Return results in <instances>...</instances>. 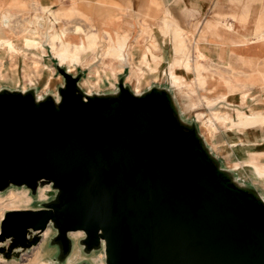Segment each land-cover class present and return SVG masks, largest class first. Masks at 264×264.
<instances>
[{"label": "water", "instance_id": "1", "mask_svg": "<svg viewBox=\"0 0 264 264\" xmlns=\"http://www.w3.org/2000/svg\"><path fill=\"white\" fill-rule=\"evenodd\" d=\"M58 68L59 103L0 92V189H59L44 207L7 210L0 240L34 244L29 231L54 221L65 253L69 231L85 229L108 264H264V199L231 180L171 95L122 82L117 97H84L80 77Z\"/></svg>", "mask_w": 264, "mask_h": 264}, {"label": "rangeland", "instance_id": "2", "mask_svg": "<svg viewBox=\"0 0 264 264\" xmlns=\"http://www.w3.org/2000/svg\"><path fill=\"white\" fill-rule=\"evenodd\" d=\"M0 2L5 3L6 6L3 7L0 4V20H1V15L4 12L13 15L8 28H6L4 32L5 38L9 43L14 41L26 40L29 37L35 35L33 18L35 15L43 14V10L46 6H41L37 0H0ZM117 8L120 11L125 10L124 7L122 6H117ZM150 10H151V3L149 2L148 7H146V10L142 12L143 24L146 27V30L144 32L145 37L142 39V44H146L148 42L149 32L154 28H156L158 25H161L166 16L165 9L160 1L153 13L154 14L153 17H147V13ZM194 10L190 8L187 9L189 16L187 17V20H182L181 23L177 18L179 16L178 15L175 16L172 13L176 24H178L179 26L181 25L190 32V33H186V37L185 35L184 37L187 40L191 49L193 50L191 51L192 61H200V62L208 61V59L200 60L198 51L196 50V47H198L199 49L198 42H196L197 34L202 29H208L209 27H217L220 30L225 31V25H223V21L225 18L234 17L232 20L235 21L237 25L240 24L239 27L241 28V32L246 34L247 36L249 35L248 37L253 40L256 37L254 35L256 29L259 28L260 31H264V0H211V6L209 7V10L205 14L203 15L195 14L193 13L196 12ZM59 11L60 10H57L55 12L57 13L60 19L65 20V25L67 30L68 27L71 25V20H67L66 17L62 16V14ZM125 13L127 14V12ZM106 14L110 15L111 13L108 12ZM118 17L120 16L118 15ZM189 26L191 27L189 28ZM154 35L156 36L159 46L160 47L162 46L161 49L159 48L158 50L160 54V51L164 50L163 48H165L164 47L165 42L162 36L157 31V29L154 30ZM193 38H195L196 41ZM255 42H257V40H255ZM7 48L9 49V51H7V54L4 53L5 56L2 58L1 71L2 73L9 74L8 71L11 72L13 70H16L17 71L16 73H18V75L22 78V85L17 86L15 84L16 81H12L11 77L10 79L7 80H0V92L1 91L15 92L18 91V87H19V91L25 93V91L22 90L23 85L27 86L28 82H26L27 80H24L23 77H25V75L32 74L33 75L32 77L34 79V84L28 85L27 88L32 86L30 90H32V92L35 93L36 99L38 98V94L42 91L43 94L46 95V97L43 98H53L56 100L57 97L55 94L57 93V91L59 92V89L64 85L65 82L63 75L56 67L57 59L52 54H48L45 60L41 59L40 62L42 65L39 70H32L31 68L30 72L26 73L29 69V66L32 63V59L30 58L32 55L29 53L28 56H25L24 58L22 54H19V57H16L17 54L13 50V48L10 45H8ZM134 50L135 49H133L132 51L135 53L133 54V52H131V57L133 63L138 64L137 60L140 55L139 48L136 47V50L135 51ZM253 59L255 60L257 58L253 57ZM97 67H99V63L93 62L87 65L86 67L78 66L77 69L71 73L75 76L78 75L80 77L79 82L86 81L89 84L91 81L97 80V75L95 73ZM124 68L122 71L118 73V78L115 80L112 77L109 78L107 75V73H109L110 71L109 67H107L106 69L102 68V72L100 75L101 76L100 82H99L101 95L107 97H113L114 92H119V83L122 82L127 87H129L131 91H133L134 83H135V75L131 74L130 65H126L124 66ZM207 72H208L209 83L205 85L204 89L198 90V94L200 96H205L209 99L228 98L229 100L238 104L239 97H241L242 94H245L246 99L244 101V108H243L244 111L251 112L253 110L257 111L264 109L261 106L262 103L264 104V88H261L258 85L257 86L253 85V82L244 81L240 77H237L236 75H233L231 73L221 72L219 69L215 67L209 66ZM188 76L192 78L191 74H188ZM46 80L50 81L49 87H46L48 83ZM226 80L230 81L231 84H228L227 83L228 81ZM111 81L114 82L115 86L111 83ZM86 84L81 85L84 88V90L80 89V87L78 88V92L81 95H84L83 93L84 91H86V88L88 87ZM151 88H155L158 89L159 91H163V93H166L173 97L174 102L177 106L179 117L182 120V122L187 126L194 127L198 131L199 137L202 140L203 147L206 150H208L211 156L217 160L218 164L222 168L226 169L229 172L232 180L235 183H237L238 185H242L243 187H247L248 189L253 190L257 193H258L257 191L258 188L259 191H261L264 196V182L263 180L257 178L251 167L241 164L239 166L235 165L236 162H240L239 157L243 158L245 156L246 150L248 152L254 150L255 152L260 153V151L264 150V148L260 150L248 149L247 146L249 145H247L246 142H244L245 143L244 145H242L240 142L238 143L236 142L233 144V140L237 139L235 134L237 130L233 128V130H235L233 131L230 127H225L224 125L221 124L218 125L217 129L214 132L208 133L205 129L203 130L202 127L200 126V121L197 119V116L195 115L196 114L195 109L192 110L184 106L185 103H187L188 99L178 94L174 90V88L170 86L166 78L163 79L154 78L152 79L151 84L143 85V90L145 91L144 93L149 92ZM217 107H219V105ZM202 109L205 110L206 112L210 111V109L206 106H202ZM217 110L221 112L219 113L221 115L226 112H234L236 111V108H227V106L225 105V106H220V108H217ZM256 127H259L257 129L256 134L257 133L262 134V128L260 127H264V126L263 125L254 126L251 128L253 129ZM203 132L207 135V137H205L206 135H204ZM248 134L247 136L249 138L253 136L252 134L249 135ZM255 186L257 188H255ZM41 187L46 188V196H41V191H40ZM58 192L59 189L53 185V181L47 179H43L38 184L35 190H33L30 186L26 184L10 183L7 187L0 189V209H1L0 212H2L3 210L5 214L7 210L14 209V207L18 208V206L19 208L44 207L49 202L57 198ZM17 193L19 195L25 194L26 197H30V198L29 200H27V202L22 200L14 203L11 201L12 200L11 197ZM0 226H1V220H0ZM48 227H51V232L43 242L44 243L43 250L45 252V257L49 259L52 264H108L104 241L101 243V245L95 246L91 249L87 248V245L84 242V238L86 236L85 229H82V233L78 231L81 228L69 231L68 234L71 239V247L69 251L65 253L63 251L61 242L57 239L59 228L57 227L56 223L52 221L48 225ZM31 230L33 236L36 234L39 235V240L36 243L27 246H23L20 243L14 245L13 237H6L0 240V255H2L8 262L9 261L22 262L29 260V258H31L34 255L36 245H39L43 239L41 236V232L38 233V231L35 229H31ZM76 240L81 246L82 252L80 253V255L72 258L71 256L76 244L75 243ZM24 252L25 255H23ZM21 256H24V258ZM0 263H2V261H0Z\"/></svg>", "mask_w": 264, "mask_h": 264}, {"label": "bare ground", "instance_id": "3", "mask_svg": "<svg viewBox=\"0 0 264 264\" xmlns=\"http://www.w3.org/2000/svg\"><path fill=\"white\" fill-rule=\"evenodd\" d=\"M150 3H151V10L147 13V17L154 16L153 13L159 4V1L150 0ZM0 4L1 6L6 7L5 3L3 2H0ZM164 9L166 16L163 23L161 25H158L156 28H154L149 32L148 35L149 40L146 44H142V39L145 37L144 32L146 30V27L143 24V22L140 23L139 31L135 36H133L134 34H132L129 37L131 23L130 21H125V25H127V27L123 33H118L115 31H107L106 38H101L99 34L82 37L76 34L66 33L63 30V23L58 21V19L55 16L54 10L50 6H46L44 8L43 14L34 16L33 19H34L35 35L29 37L26 40L14 41L9 43L5 38L4 32L5 29L8 28L13 15L4 12L1 15V20H0V80L10 79L9 74L2 73L1 71L2 58L5 56L4 53L7 54V51H9V49L7 48L8 45H10L13 48V50L16 52L17 55L22 54L24 57L28 56L29 53L32 55L30 57L32 59V63L29 66V69L26 73L30 72L31 68L32 70H39L42 65L40 61L42 58L47 56L46 54L47 52L48 54H52L57 59L58 66H65L66 70L69 72H73L74 70L77 69L78 66L86 67L93 60H95V62H98L99 67H97L95 70V73L97 75V80L91 81L89 84L86 81L78 82V88L80 87V89L82 90H84V88L81 85L87 83L86 85L88 87L86 88V91H84L83 93L84 95H82L84 97L94 96L96 94L101 95L99 82H100V77H101L100 75L102 72V68L106 69L107 67H109L110 71L109 73H107V75L109 78L112 77L115 80L118 78V73L123 70L124 66L130 65L131 74L135 75V83L133 88L134 95L136 96L145 95L144 93L145 91L143 90V85L151 84L152 79L166 78L170 86L174 88V90L178 94L188 99L187 103H185L184 106L192 110L195 109V113H196L195 115L197 116V119L200 121V126L202 127L203 130L205 129L208 133L214 132L217 129L218 125L220 124L224 125L225 127H230L232 130L234 128L237 130L236 132L239 135L237 139L233 140V144L236 142L237 143L240 142L242 145H244L245 144L244 139L243 136L241 135L242 132L251 130L252 129L251 127L254 126L264 125V112L261 110H257V111L253 110L251 112L244 111L243 110L244 101L246 99L245 94H242V96L239 97L238 104L229 100L228 98L209 99L205 96H200L198 94V90L204 89L205 85L209 83L208 72H207L208 68L200 61H192L191 51L193 50L191 49L187 40L184 37L186 32L182 30L181 25L179 26L178 24H176L171 10L168 7H165ZM63 14L68 15L69 17H73L75 15L71 11L69 13H63ZM46 15L48 16L47 21H46ZM110 17H112L111 14ZM233 18L229 17L224 19L223 21V25H225L224 32L209 27L207 30L211 33L210 40L223 45L224 49H226V46L229 49L230 45L235 47L236 46L247 47L249 45L255 44L256 43L254 42L255 40L264 41V31H260L259 28L256 29L254 33L256 37L253 40L248 37L249 35L247 36L246 34L241 32V28L239 27L240 24L237 25L235 21L232 20ZM74 25L76 30L82 29L80 25H77L75 23ZM155 29H157V31L162 36L165 42V46H164L165 48H163L164 50L162 55L159 54L158 52L159 48L161 49L162 46L161 47L159 46L156 36L154 35ZM205 35L206 32L201 33L199 36L200 38L199 40H202L205 37ZM101 39L104 40L103 43L104 51L101 47H97ZM193 39L196 41L195 38ZM136 47L139 48V53H140L139 58L137 60L138 64H134L131 57V52L133 49L136 50ZM216 47H218L217 44H215V50ZM196 50L198 51L200 60L207 59L205 53L202 50L198 49V47H196ZM188 74H191L192 78H190ZM32 76H33L32 74L25 75L26 77L25 80H27L26 82H28V85L34 84V79ZM14 81H16L15 84L17 86L22 85V78L17 80L15 79ZM46 81L48 82L46 87H49L50 81L49 80ZM229 82L230 81H228L227 83L231 84V82L230 83ZM111 83L115 86L114 82L111 81ZM27 86L23 85V90L25 92ZM150 90L155 91L158 94L161 93L158 89L151 88ZM55 95L57 97L55 101L56 103H59L60 93L57 91ZM118 95H119L118 92H114L115 97H117ZM43 97H46V95L43 94V92L41 91L38 94L37 100L41 101L46 99ZM167 97L170 98V96ZM171 102L173 104V107L176 109L175 103L173 101ZM218 105L219 107H217ZM225 105L227 106V108H236V111L226 112L220 115L219 113L221 112H219L217 108H220V106H225ZM202 106L208 107L210 111L206 112L205 110L202 109ZM197 135H199L198 131H197ZM204 135L206 134L204 133ZM205 137H207V135ZM239 158H240L239 159L240 162H236L235 163L236 166H239L240 164L250 166L253 172L255 173V175L264 181V150L260 151V153L255 152L254 150H251L250 152L246 150L245 156L243 158L241 157ZM40 191H41V196H46L45 187L44 188L41 187ZM11 198H12L11 201L16 203L17 201H22V200L27 202V200H29L30 197H26L25 194L19 195L17 193L13 195ZM3 216H4V211L2 210V212H0V220H2ZM78 231L82 233V229ZM40 232L41 231H38V233ZM50 232H51V227H47L44 231L41 232V236L43 238L42 242L39 245H36L34 255L31 258H29V260L22 262L20 261L8 262L2 255H0V261H2V263L0 264H52L51 261L45 257V252L43 250L44 247L43 242L49 236ZM29 236L32 237V230L29 231ZM75 243L76 244L71 256L72 258L80 255V253L82 252L81 246L79 245L77 240ZM23 255H25V252ZM21 257L24 258V256Z\"/></svg>", "mask_w": 264, "mask_h": 264}, {"label": "crops", "instance_id": "4", "mask_svg": "<svg viewBox=\"0 0 264 264\" xmlns=\"http://www.w3.org/2000/svg\"><path fill=\"white\" fill-rule=\"evenodd\" d=\"M37 1L41 6H50L54 10V12L60 10L59 12L62 14V16L66 17L67 20H71V25L66 30L65 20L60 19L57 13L55 12V16L58 19V21L63 23V30L66 33L76 34L82 37L99 34L101 38L107 37V31H115L118 33H123L127 27V25H125V21H130L131 23L129 37L132 34H134L133 36H135L139 31L140 23L143 22L142 12L146 10V7H148V4L150 2L149 0H75V1L37 0ZM159 1L161 2L164 8L168 7L175 16L178 15L179 17H181V18L177 17L180 23L182 20H187V17L189 16L187 9L189 8L193 10L195 9L194 11L196 12L193 13L203 15L209 10V7L211 6V0H159ZM117 6H122L124 7L125 10L120 11L117 8ZM70 11L75 14L73 17H69L68 15L63 14V13H69ZM108 12L111 13L112 17L106 14ZM125 12H127V14ZM118 15L120 16L119 18ZM47 20H48V16L46 15V21ZM74 23L80 25L82 29L76 30ZM190 27L191 26H189V28ZM181 28L186 33H190L184 27ZM212 28L224 32L223 30H220L217 27H212ZM203 32H206V35L202 40H199L200 39L199 36ZM210 37H211V33L207 29H202L197 34V41H199L198 42L199 49L205 53L206 58L208 59V61L205 62L202 61V63L206 65L207 68H209V66L215 67L219 69L221 72L231 73L233 75H236L237 77H240L244 81L253 82V85L256 86L258 85L261 88H264V41H257L255 44L249 45L247 47H238V46L235 47L230 45L229 49L227 48L224 49V47L221 44L210 40ZM103 43L104 40L101 39L97 47H101L103 49ZM215 44H217L218 46L216 47V50H215ZM134 53L135 52H133V54ZM162 53L163 50L160 51L161 55ZM46 54L48 56V52ZM47 56H45L42 59L45 60ZM213 56L215 59L213 58ZM16 57H19V55H17ZM253 57L254 58L256 57L257 59L254 60ZM93 62H95V60H93L91 63ZM56 67L57 69H59L58 65H56ZM16 72H17L16 70H13L11 72L9 71V77H11L12 81L21 78ZM23 79L25 80V77H23ZM30 89L31 87L27 88L26 90L29 91ZM261 106L262 108H264L263 103L261 104ZM261 111L264 112V109H262ZM258 128L259 127L253 128L251 130L242 132L241 134L243 136L244 142H246L247 145H249L247 146L248 149L260 150L264 148V127H260L262 128V134L259 133L256 134ZM246 133L252 134L253 136L249 138ZM235 134H237L236 137L238 138L239 134L237 132H235ZM257 178L260 179L259 177ZM255 188L257 187L255 186ZM257 191L258 194L264 198L262 192L259 191L258 188Z\"/></svg>", "mask_w": 264, "mask_h": 264}]
</instances>
